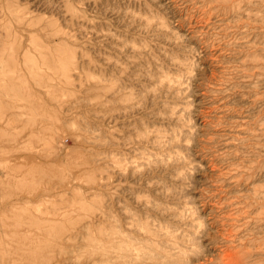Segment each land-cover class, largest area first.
Returning <instances> with one entry per match:
<instances>
[{"label": "rangeland", "instance_id": "rangeland-1", "mask_svg": "<svg viewBox=\"0 0 264 264\" xmlns=\"http://www.w3.org/2000/svg\"><path fill=\"white\" fill-rule=\"evenodd\" d=\"M227 254L264 264V0H0V264Z\"/></svg>", "mask_w": 264, "mask_h": 264}, {"label": "bare ground", "instance_id": "bare-ground-1", "mask_svg": "<svg viewBox=\"0 0 264 264\" xmlns=\"http://www.w3.org/2000/svg\"><path fill=\"white\" fill-rule=\"evenodd\" d=\"M178 84V83H177ZM180 85H181V83H180ZM183 87H185V86H183ZM187 87V86H186ZM185 89H187V88H185ZM162 250V249H161ZM173 250V249H172ZM175 252V251H174ZM227 257L229 258V260H233V261H235V264H240V261H236V259H235V257H234V254H227Z\"/></svg>", "mask_w": 264, "mask_h": 264}]
</instances>
